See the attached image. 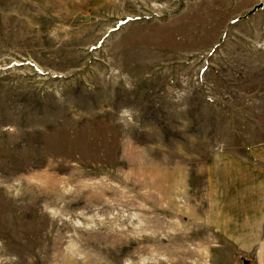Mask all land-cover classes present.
Returning <instances> with one entry per match:
<instances>
[{"label": "rangeland", "instance_id": "1", "mask_svg": "<svg viewBox=\"0 0 264 264\" xmlns=\"http://www.w3.org/2000/svg\"><path fill=\"white\" fill-rule=\"evenodd\" d=\"M223 155L264 161V0H0V264H258Z\"/></svg>", "mask_w": 264, "mask_h": 264}, {"label": "crops", "instance_id": "2", "mask_svg": "<svg viewBox=\"0 0 264 264\" xmlns=\"http://www.w3.org/2000/svg\"><path fill=\"white\" fill-rule=\"evenodd\" d=\"M255 160L219 156L209 180L217 207L228 210L216 216L217 232L243 253L256 250L258 264H264V161Z\"/></svg>", "mask_w": 264, "mask_h": 264}]
</instances>
